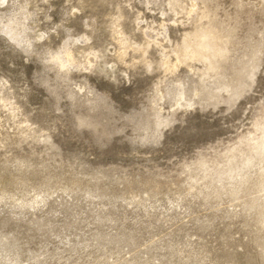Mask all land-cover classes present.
<instances>
[{
  "label": "rangeland",
  "instance_id": "obj_1",
  "mask_svg": "<svg viewBox=\"0 0 264 264\" xmlns=\"http://www.w3.org/2000/svg\"><path fill=\"white\" fill-rule=\"evenodd\" d=\"M0 264H264V0H0Z\"/></svg>",
  "mask_w": 264,
  "mask_h": 264
}]
</instances>
